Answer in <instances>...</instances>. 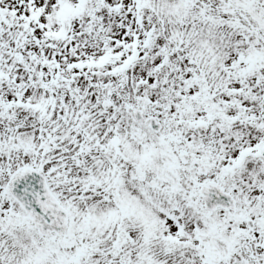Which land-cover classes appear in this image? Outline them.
I'll use <instances>...</instances> for the list:
<instances>
[{
    "label": "snow or ice",
    "instance_id": "snow-or-ice-1",
    "mask_svg": "<svg viewBox=\"0 0 264 264\" xmlns=\"http://www.w3.org/2000/svg\"><path fill=\"white\" fill-rule=\"evenodd\" d=\"M0 264H264V0H0Z\"/></svg>",
    "mask_w": 264,
    "mask_h": 264
}]
</instances>
